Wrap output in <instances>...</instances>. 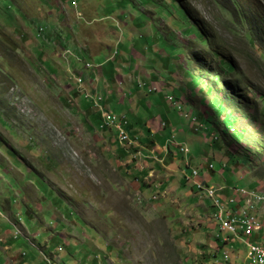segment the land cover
Masks as SVG:
<instances>
[{"label": "rangeland", "instance_id": "374dc122", "mask_svg": "<svg viewBox=\"0 0 264 264\" xmlns=\"http://www.w3.org/2000/svg\"><path fill=\"white\" fill-rule=\"evenodd\" d=\"M174 1L219 56L150 1L78 0V19L64 0H0V264H228L223 252L248 264L245 246L215 221L214 201L182 171L187 162L207 175L205 186L223 187L224 211L232 187L264 190V22L253 18H264V0ZM109 7L111 15L98 13ZM66 47L72 55H62ZM78 47L100 51L96 64L112 56L105 65L119 70L103 75L102 65L76 83L71 73L84 68L75 55L88 59ZM220 57L233 72L216 65ZM80 85L93 94L89 104L127 117L134 146L120 147L115 129L96 124ZM174 141L189 148L185 157ZM253 236L264 243V233Z\"/></svg>", "mask_w": 264, "mask_h": 264}, {"label": "built area", "instance_id": "2783aa9c", "mask_svg": "<svg viewBox=\"0 0 264 264\" xmlns=\"http://www.w3.org/2000/svg\"><path fill=\"white\" fill-rule=\"evenodd\" d=\"M70 2L73 5L76 4V0H70ZM85 96L92 98L90 94H85ZM175 106L177 109L180 108L176 103ZM97 107L103 127L115 129L117 144L120 147H129L133 143V139L123 127L122 119H118L107 109ZM173 146L179 147L180 151L188 152L187 146L183 144L174 142ZM205 163L207 169H212L211 163L207 162V160H205ZM196 176L197 173H195L194 167H191L190 173L185 175L184 178L189 184L195 185L204 197L214 201V209L216 211L215 221L221 223V230L231 233L233 239H238L245 246V258L248 264H264V243L249 241L253 235L256 236L260 232H264V219H261L255 211L256 205L264 204V190L254 191L232 188L231 196L225 197L224 200V205L229 209L224 211L221 200L216 197L217 192L222 191L221 187L214 185L203 187V182L195 181L194 178ZM223 260L231 264L227 252H223Z\"/></svg>", "mask_w": 264, "mask_h": 264}, {"label": "trees", "instance_id": "16d2710c", "mask_svg": "<svg viewBox=\"0 0 264 264\" xmlns=\"http://www.w3.org/2000/svg\"><path fill=\"white\" fill-rule=\"evenodd\" d=\"M145 1H147V2H152V3H154L155 5H156V7L159 9V12H166L168 15V17L169 16H171L172 15V13L174 12L175 14H177V16L179 17V20H177V19H174L173 17L171 18L172 19V21H173V23H175V24H178L179 26H183V24L185 25L184 26V28H183V33H188V34H194L195 36H197L198 38H200V41H201V44H203V46H204V48H206V49H209V52L211 53V55L212 56H219V53H218V51L217 50H215L213 47H212V43H211V40L209 39V37H207V38H205V37H203V34H204V32H202L200 29H199V27L198 26H196L195 24H193V22H192V20H191V15H190V13L188 12V11H185L184 10V8H182L177 2H175L174 0H170V3L169 4H167V0H145ZM230 2L232 3V6H235V7H239V5H238V2H237V0H230ZM236 9H238V8H236ZM240 15V12H238L237 13V15H236V17L243 23V26L246 28V27H248L250 24H251V21H250V19L248 20L245 16H239ZM255 17H257L258 18V20L260 21V22H264V18L262 19L261 17H260V15H258V14H256V15H254L253 16V18H255ZM41 27H42V29L44 28V26H40V29H41ZM41 29V30H42ZM244 35H245V37L248 39V41L249 42H254V40L253 39H255V35H254V33L249 29V28H247L246 29V31H245V33H244ZM7 51H9V50H7ZM173 51V50H172ZM262 52V51H261ZM260 52V57L262 58V59H264V54L263 53H261ZM105 65V64H104ZM216 65H218L219 67H220V69L221 70H223V72H224V74H226V73H229V72H233L234 71V66H233V63L231 62V59H229V58H225V57H223V58H219L218 59V61H217V63H216ZM102 66V65H101ZM100 66V67H101ZM80 71H82V70H80ZM103 75H113V65H105L104 66V68H103ZM87 72V71H86ZM109 76V77H110ZM192 78V80L194 79V81H196L195 80V77H193L192 75H190ZM217 77H218V75H216ZM231 83V86H235V81H232V82H230ZM89 87H86V88H84V89H82L81 91H80V93H81V95H79V98H80V105L83 107V108H85L86 109V111H87V109H89V108H93V112H97V117L95 118V121H96V124H99L98 123V119L100 118V116H99V112L97 111L98 109V107L96 106V105H94V104H89V102L91 101V99L90 98H85L84 96H83V94H82V91H84V90H86V89H88ZM234 95V94H233ZM237 95V94H236ZM236 95H234V96H236ZM237 97V96H236ZM111 101V100H110ZM110 101H106V99H104L103 100V102L102 103H100V104H103L104 105V103L105 104H107V103H109ZM153 101L155 102L156 101V103H160V101H163V94H158L157 96H155L154 98H153ZM167 101H169V103L171 104V100L170 99H168ZM261 101H262V104L264 105V98H262L261 99ZM230 102V104H231V101H229ZM91 103V102H90ZM233 104V103H232ZM111 105H112V102H111ZM153 106V105H152ZM112 107H114V105H112L111 106V108ZM182 108V107H181ZM237 109L236 110H239L240 108L239 107H236ZM114 109V108H113ZM182 111H183V109H182ZM92 112V113H93ZM230 111L228 110L227 111V113L225 114V117H227V114L229 113ZM92 113H91V115H92ZM90 115V114H89ZM91 115H90V117H91ZM185 117H187V116H185ZM254 118H255V116H253ZM139 118H136V119H133L132 120V124H133V122H134V124H137V123H139L140 121L138 120ZM188 119V118H187ZM125 123H124V126H127L128 127V132L130 133V135L134 138V137H137V136H135V134H133L132 133V129H131V127H132V125L131 124H129L130 122L127 120V117L123 120ZM164 123L166 124V121H164ZM164 128H166V127H164ZM102 130H105L104 129V127H102ZM110 130V129H109ZM105 134H106V136H107V131L106 132H104ZM223 135H224V132H223ZM143 139V138H142ZM143 141H146V142H148V139H143ZM215 141V138H211V143L212 142H214ZM176 142V141H175ZM151 145V144H150ZM143 146V145H142ZM174 147V146H173ZM174 148H176V147H174ZM189 149V148H188ZM224 171H223V173L225 172V169H223ZM204 184H206V185H208V183H204Z\"/></svg>", "mask_w": 264, "mask_h": 264}, {"label": "clouds", "instance_id": "9594fccd", "mask_svg": "<svg viewBox=\"0 0 264 264\" xmlns=\"http://www.w3.org/2000/svg\"><path fill=\"white\" fill-rule=\"evenodd\" d=\"M65 2H66V4H67V6H68V8L69 9H71L73 12H75V14H76V17H78V19H79V17H81V14L80 13H78L76 10H77V3H78V0H76V4L75 5H72L71 4V2H70V0H64ZM124 1V0H123ZM124 2H122L121 4H123ZM110 9H112L111 7H109L107 10H105L104 8L103 9H101L98 13H100V12H104L106 15H111L110 14ZM114 9V12L116 11V9H118V8H113ZM122 11V10H121ZM121 11L119 12L120 14H121ZM98 15V14H97ZM121 21L123 22L122 23V26L125 28V27H127L128 26V24H125L124 23V21H123V18H124V16L123 15H121ZM94 20V24H96V23H100L101 21L100 20H95V19H93ZM82 21H84V20H82ZM146 26H147V23H142V22H139L138 23V27H140V28H146ZM43 30V29H42ZM41 29H39V32H40V34H42L43 33V31H42ZM108 31H111L110 30V26H108ZM127 35L130 37V35L127 33ZM100 37L102 38V35H98V36H96L95 37V39L98 41V42H101V39H100ZM134 37V36H133ZM110 38V37H109ZM99 39V40H98ZM102 39H106V38H102ZM112 39V37L110 38V40ZM119 39V38H118ZM142 39V37L140 38V40ZM110 40H109V42H110ZM120 44H121V42H119L118 43V47L120 46ZM135 46H136V41H135ZM147 48H149L150 46H146ZM105 48H108V45L106 44V45H104V46H101V50L100 51H102V50H104ZM78 49L79 50H85L84 49V47H78ZM62 50V55H72L71 54V50L69 49V48H63V49H61ZM124 50H125V52L127 51V50H129V48L127 49V48H124ZM99 51V52H100ZM62 55L60 56V57H62ZM114 55H119L118 54V51H116V53L114 52ZM75 58H76V60L78 61H80L82 64H83V68L85 69V71H83L84 69H82V71H77V72H72L71 73V76L75 79V81H76V83H78L77 82V79H78V75H80V74H82L81 72H94L95 70H96V67H100L101 65H102V63L101 64H96L95 62H94V60L92 59V56H88V59L87 60H85V59H81L80 57H78V56H76L75 55ZM91 59V60H90ZM106 60H108V61H110L111 63H112V61L114 60L113 59V57L111 56V57H108V58H106L105 59V61ZM113 64V63H112ZM117 69V68H116ZM114 69V74L117 72V70H119V69ZM90 85V84H89ZM80 87H82V89H84V85L83 86H81L80 85ZM87 87V86H86ZM85 87V88H86ZM81 89V90H82ZM89 89V88H88ZM88 89H86V90H84V91H82V93L83 92H88L87 90ZM88 94H90V96H93V94L92 93H90V92H88ZM83 96L85 97V98H90V97H86L85 96V94L83 93ZM90 99H92V98H90ZM183 145H185V144H183ZM186 146V145H185ZM188 148V147H187Z\"/></svg>", "mask_w": 264, "mask_h": 264}, {"label": "bare ground", "instance_id": "6f19581e", "mask_svg": "<svg viewBox=\"0 0 264 264\" xmlns=\"http://www.w3.org/2000/svg\"><path fill=\"white\" fill-rule=\"evenodd\" d=\"M107 62H110V61H108V60H106L105 61V63H107ZM102 65H104V64H102ZM78 81V84H81V82H82V78L81 77H78V79H77ZM170 99V98H169ZM104 109H106V107H104ZM118 119H120V117H118ZM122 125H123V127L125 128V126H124V121H123V119H122ZM109 128H111V127H109ZM112 130H113V128H111ZM125 130H126V128H125ZM127 131V130H126ZM131 138L133 139V143L130 145V146H134L135 144H136V139H135V137L133 138L132 136H131ZM175 142V141H174ZM176 143H179V142H176ZM179 144H182V143H179ZM129 146V147H130ZM180 153L181 154H183V156L185 157L186 156V154L187 153H185V152H183V151H180ZM185 165L189 168V171H186V170H183L182 171V174H183V177H185V175H187V174H189L190 173V170H191V167H193V166H188V164H187V162H185ZM212 165V164H211ZM211 170V169H210ZM212 171V170H211ZM195 173H197V169H195ZM196 177H200L201 179H202V181L200 182V183H202L203 182V178H202V176H199L198 175V173H197V176ZM196 177L194 178V179H196ZM195 181H197V180H195ZM199 182V181H198ZM191 185V184H190ZM191 186H194L195 187V189H197L196 188V186L195 185H191ZM203 187H210V186H205L204 184H203ZM217 187H220V186H217ZM234 188V187H233ZM223 189V187H221V190ZM238 189H244V188H238ZM198 190V189H197ZM244 190H248V189H244ZM250 190H254V191H257L255 188H253V189H250ZM264 204H261V206H263ZM257 206H259V205H256V207ZM264 207H262V209H263ZM256 209V208H255ZM261 209V210H262ZM256 211V210H255ZM262 212V211H261ZM261 219H264V218H262V217H260ZM219 228L221 229V225H219Z\"/></svg>", "mask_w": 264, "mask_h": 264}, {"label": "crops", "instance_id": "0c3cea01", "mask_svg": "<svg viewBox=\"0 0 264 264\" xmlns=\"http://www.w3.org/2000/svg\"><path fill=\"white\" fill-rule=\"evenodd\" d=\"M98 36V35H97ZM99 40V39H98ZM91 50H93V51H95L96 49H94V48H91ZM99 53V52H98ZM97 53V54H98ZM84 54L86 55V56H92V57H94L95 55H97V54H95V55H93V54H89V52H88V50L85 48V50H84ZM60 56V55H59ZM104 63H105V61H104ZM105 64H109L108 62L107 63H105ZM93 73V72H92ZM93 76V75H92ZM91 75H90V79H92L93 80V77H92ZM92 77V78H91ZM84 80H85V78H84ZM109 91V90H108ZM152 102H154L153 100H152ZM155 104H157L156 103V101L154 102ZM157 116H159V115H157ZM159 118V117H158ZM154 119V118H153ZM167 142H169V139L167 140ZM150 148H149V152H151L152 151V147H151V145L149 146ZM172 149L174 150L175 148L174 147H172ZM173 150H172V152H173ZM219 165H221V164H219ZM224 169V168H223ZM205 176H207V175H202V178H203V180L205 181V183H209L210 181L205 177ZM233 188V187H232ZM264 212V208L262 209V213ZM264 232H262V234H263ZM264 238V237H263ZM45 257L46 256H44L43 257V260L45 261ZM55 257V256H54ZM51 258H53V255H52V257ZM56 258V257H55ZM24 264H27L26 262L24 263ZM58 264H61L60 262L58 263Z\"/></svg>", "mask_w": 264, "mask_h": 264}]
</instances>
